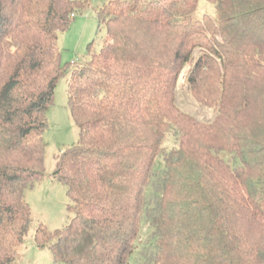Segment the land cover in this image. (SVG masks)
<instances>
[{"label": "trees", "instance_id": "trees-1", "mask_svg": "<svg viewBox=\"0 0 264 264\" xmlns=\"http://www.w3.org/2000/svg\"><path fill=\"white\" fill-rule=\"evenodd\" d=\"M90 1L0 0V264L15 262L25 193L45 176L47 112L68 69L59 35ZM98 19L107 39L67 90L80 139L53 173L74 217L39 226L38 245L55 264H129L171 138L153 264H264V0H107ZM193 63L211 123L177 106Z\"/></svg>", "mask_w": 264, "mask_h": 264}, {"label": "rangeland", "instance_id": "rangeland-1", "mask_svg": "<svg viewBox=\"0 0 264 264\" xmlns=\"http://www.w3.org/2000/svg\"><path fill=\"white\" fill-rule=\"evenodd\" d=\"M106 2L107 0H91L87 10L77 14L69 28L59 35L58 46L62 53V64L68 65V69L57 84L54 103L47 112L48 128L43 136L47 145L44 154L45 176L25 193L26 201L32 210V224L24 244L17 250L13 264H55L50 246L40 247L36 242V232L41 225L52 233L62 230L74 217L69 210L71 203L67 187L55 178L53 173L57 167L58 155L78 144L80 139V130L69 108L67 90L72 72L81 68L88 60L90 45L92 44V51L99 52L107 39V28L98 19V12ZM208 6L207 3L202 4V16ZM201 54L196 50L195 56ZM194 64L186 66L180 77L176 91L177 106L183 113L198 121L211 123L216 117V112L201 104L191 93L188 84V77ZM175 147L173 140L169 138L165 143L164 154L159 160L160 168L147 195L141 234L129 264H153L156 252L154 218L158 212L167 160L171 158Z\"/></svg>", "mask_w": 264, "mask_h": 264}, {"label": "built area", "instance_id": "built-area-1", "mask_svg": "<svg viewBox=\"0 0 264 264\" xmlns=\"http://www.w3.org/2000/svg\"><path fill=\"white\" fill-rule=\"evenodd\" d=\"M74 64V63H73Z\"/></svg>", "mask_w": 264, "mask_h": 264}]
</instances>
